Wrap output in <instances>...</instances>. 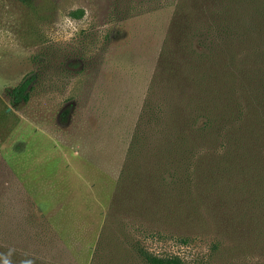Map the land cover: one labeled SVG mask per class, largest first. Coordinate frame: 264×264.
I'll list each match as a JSON object with an SVG mask.
<instances>
[{
	"label": "rangeland",
	"instance_id": "374dc122",
	"mask_svg": "<svg viewBox=\"0 0 264 264\" xmlns=\"http://www.w3.org/2000/svg\"><path fill=\"white\" fill-rule=\"evenodd\" d=\"M180 10L202 15L177 45ZM204 12L0 0V246L48 264H146L140 249L264 264V141L202 137L232 45Z\"/></svg>",
	"mask_w": 264,
	"mask_h": 264
},
{
	"label": "trees",
	"instance_id": "16d2710c",
	"mask_svg": "<svg viewBox=\"0 0 264 264\" xmlns=\"http://www.w3.org/2000/svg\"><path fill=\"white\" fill-rule=\"evenodd\" d=\"M194 3H201L205 10L202 20L208 21L206 13L212 19L211 24L201 27L208 31L207 35L217 29L232 44L231 49L226 47L231 53V64L221 67L225 80L221 82L215 118L205 122L206 131L202 137L210 138L214 129L218 138L238 135L261 143L264 141V0H194ZM201 15H189L180 10L174 18L168 40L177 45L181 43L187 30L191 31L196 25L193 16ZM209 45L205 46L208 48ZM33 81L34 77L26 78L12 89L15 103L29 100ZM139 255L146 264H181L178 258L154 256L143 249ZM0 264L48 263L0 246Z\"/></svg>",
	"mask_w": 264,
	"mask_h": 264
}]
</instances>
